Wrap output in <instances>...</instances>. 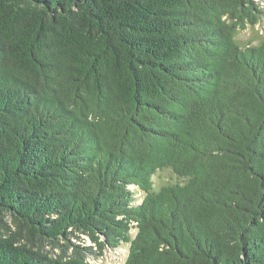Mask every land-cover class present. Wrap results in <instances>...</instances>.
I'll use <instances>...</instances> for the list:
<instances>
[{
  "label": "trees",
  "instance_id": "obj_1",
  "mask_svg": "<svg viewBox=\"0 0 264 264\" xmlns=\"http://www.w3.org/2000/svg\"><path fill=\"white\" fill-rule=\"evenodd\" d=\"M261 1L0 0V264H264Z\"/></svg>",
  "mask_w": 264,
  "mask_h": 264
},
{
  "label": "rangeland",
  "instance_id": "obj_2",
  "mask_svg": "<svg viewBox=\"0 0 264 264\" xmlns=\"http://www.w3.org/2000/svg\"><path fill=\"white\" fill-rule=\"evenodd\" d=\"M264 6V0L261 1ZM237 42L246 47L248 45H259L264 41V18L261 23L256 27L249 26L244 31H239L237 34ZM155 190H159L164 185L176 182V177L170 170L159 171L153 178ZM139 202L142 200V196L138 198ZM135 234V231H134ZM72 241L83 245V246H93L90 239L81 233H76L72 237ZM45 251L52 252L54 257L59 256V250L52 249L50 246H46ZM129 255V247H122L117 250H106L104 255L100 257L89 256L88 262L91 264H125Z\"/></svg>",
  "mask_w": 264,
  "mask_h": 264
}]
</instances>
